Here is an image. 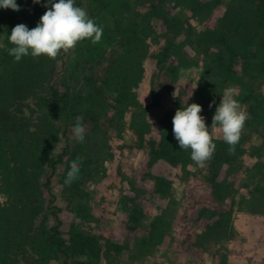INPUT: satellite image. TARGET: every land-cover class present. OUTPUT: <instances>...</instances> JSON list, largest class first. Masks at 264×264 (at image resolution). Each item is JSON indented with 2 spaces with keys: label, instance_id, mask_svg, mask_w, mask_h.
Returning a JSON list of instances; mask_svg holds the SVG:
<instances>
[{
  "label": "rangeland",
  "instance_id": "rangeland-1",
  "mask_svg": "<svg viewBox=\"0 0 264 264\" xmlns=\"http://www.w3.org/2000/svg\"><path fill=\"white\" fill-rule=\"evenodd\" d=\"M77 2L89 12L95 0ZM47 3L0 8V220L10 235L31 218L45 222L37 250L28 259L11 253L6 264H264V0H108L101 41L71 54L85 47L70 84L83 142L75 123L41 114L54 90L65 91L68 57L16 62L8 53L12 29L35 28ZM123 35L142 65L117 104L102 83ZM233 87L248 113L241 139L230 151L217 131L214 156L200 168L174 137L175 113L199 104L211 128ZM161 141L172 162L151 155ZM77 157L81 170L68 185ZM53 228L62 250L51 245Z\"/></svg>",
  "mask_w": 264,
  "mask_h": 264
},
{
  "label": "clouds",
  "instance_id": "clouds-1",
  "mask_svg": "<svg viewBox=\"0 0 264 264\" xmlns=\"http://www.w3.org/2000/svg\"><path fill=\"white\" fill-rule=\"evenodd\" d=\"M33 3L41 4L42 0H33ZM44 6L48 10L41 16L35 28L29 29L24 24H18L8 36L10 44L13 45L8 53L16 62L29 56L37 60L40 57L57 60L62 54H72L86 40L93 44L101 41L104 28L89 17L85 8L77 6L75 0H48ZM0 8L15 12L21 10L17 0H0ZM237 95L234 87L224 90L211 128L206 125L205 117L201 115L203 108L199 104H188L176 111L172 121L174 137L181 150H191V160L200 168L206 167L207 162L214 156V137L217 131L230 146V151L239 143L248 113L236 99ZM72 133L78 141L85 140L86 126L80 122L79 117L76 118ZM82 162L81 157L71 162L66 184L70 185L78 179Z\"/></svg>",
  "mask_w": 264,
  "mask_h": 264
},
{
  "label": "trees",
  "instance_id": "trees-1",
  "mask_svg": "<svg viewBox=\"0 0 264 264\" xmlns=\"http://www.w3.org/2000/svg\"><path fill=\"white\" fill-rule=\"evenodd\" d=\"M108 0H95V3H93L90 7V10L88 12V15L90 18H92L98 25H100L101 20V13L102 8H104L106 5V2ZM76 5L79 6V3L77 0H75ZM125 32V31H124ZM123 34V33H122ZM123 37L117 38V43L119 44L120 51H122V54L118 56L117 58H113L110 61V65L106 72L105 80L102 83V88L107 89L109 92L113 93L115 96L117 104H122V100L126 99L128 96V89L129 85L136 80L135 76L138 72H141V60L137 58L136 54V48H132L131 44L132 41L125 42L123 41ZM87 41V40H86ZM88 44V41L86 42ZM79 47V45L77 46ZM85 48V47H84ZM80 48L76 51L74 54V57L69 55H61L60 58L68 57L67 58V67L69 69L68 73V82L65 86L64 92H59L57 90L53 91L52 97L53 99L49 101V106H47V109L41 110V114H44V112H47L48 115L51 118H60L63 117V120L66 124V126H70L73 123H75L74 114H73V108H72V95L70 94V91L72 90L70 87V84L73 83V81L80 75L82 72L80 67L83 65L84 58L86 56L85 49ZM132 54L131 59L132 61L125 63L120 61V58H123L124 56ZM135 75V76H134ZM90 81V80H89ZM40 103L39 105L42 106L45 102V99L43 97L39 98ZM47 103V104H48ZM3 110V105L0 107V112ZM1 115V113H0ZM47 119L46 122H48ZM1 127V126H0ZM42 145H45V141H42ZM166 142H160V145L156 148V143L152 142V156L155 159H165L169 162H172L173 157V151L166 148ZM176 150V149H175ZM161 152V153H160ZM0 167L3 168L4 171H7L6 168V162L4 161L3 164L0 163ZM3 171V172H4ZM5 173V172H4ZM2 176V174H0ZM5 176V174H3ZM9 197H13L12 193L9 191V194H7ZM17 203L27 201V197L23 191H19L16 193ZM5 211V210H3ZM45 220V219H44ZM37 218L34 220L31 218L30 222H25L23 225H21L18 229V232L15 230V235H10V233L5 232V229L9 226L6 224V220H0V264H6V260L19 253H22L23 257H27L30 254H32L33 251H36L34 239L36 238L39 232L43 231L44 228V221L39 222L38 225H36ZM53 237L51 239V245H57L59 247V250H62L61 248L64 246V241L62 238H58L60 235V231L56 228H53ZM32 246L29 250L28 248ZM18 252V253H17ZM64 254V250L61 251ZM13 255H12V254ZM66 254V253H65ZM66 258L68 259L69 256L66 255ZM17 260V257H16ZM33 259H31V264H34Z\"/></svg>",
  "mask_w": 264,
  "mask_h": 264
}]
</instances>
